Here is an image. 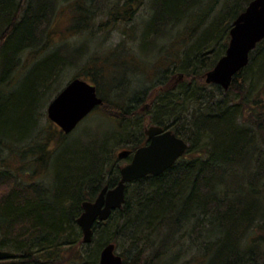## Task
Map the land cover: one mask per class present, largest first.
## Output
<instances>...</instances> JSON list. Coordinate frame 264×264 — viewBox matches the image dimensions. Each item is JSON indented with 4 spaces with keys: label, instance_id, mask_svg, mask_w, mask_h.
Segmentation results:
<instances>
[{
    "label": "trees",
    "instance_id": "trees-1",
    "mask_svg": "<svg viewBox=\"0 0 264 264\" xmlns=\"http://www.w3.org/2000/svg\"><path fill=\"white\" fill-rule=\"evenodd\" d=\"M117 1L110 7L113 25H134L146 0ZM251 1L225 0L215 15L221 0H151L143 42L150 41L154 55L170 50L172 37L205 41L190 51L183 48L178 75L183 81L167 84L144 113L189 146L162 174L128 183L123 207L96 222L85 243L77 222L82 203L120 179L122 162L114 147L135 151L148 142L138 110L145 92L119 105L103 91L117 96L132 90L126 69L148 74L150 67L137 60L132 46L122 52L115 46L111 54L98 40L108 21L97 28L96 22L112 5L109 0H0V248L17 254L0 264H99L104 245L115 243L118 250L126 241L120 252L125 264H264V39L228 89L206 82L226 51L235 19ZM65 8L77 47L57 42L51 33ZM131 41L138 44L134 30ZM26 56L32 61L21 72ZM109 62L115 67L111 74L104 67ZM71 68H78L72 79L96 85L103 98L96 108L111 110L120 138L115 132L91 135L78 145L70 134L41 128L44 108ZM12 71L20 75L17 82L9 78ZM16 160L22 167L11 169ZM30 171L34 176L46 171L43 177L50 174L52 180L27 181L21 174ZM191 252L198 258L180 260Z\"/></svg>",
    "mask_w": 264,
    "mask_h": 264
},
{
    "label": "water",
    "instance_id": "water-1",
    "mask_svg": "<svg viewBox=\"0 0 264 264\" xmlns=\"http://www.w3.org/2000/svg\"><path fill=\"white\" fill-rule=\"evenodd\" d=\"M264 39V0H252L235 19L230 29V41L225 54L214 68L206 73L207 83H216L228 89L233 77L250 62L251 52ZM103 103L97 87L86 79L74 78L50 101L47 114L65 134L71 133L78 124L98 105ZM148 142L135 151L125 149L118 153L120 159L132 154L130 162L120 169V179L112 187L106 185L94 200L82 203L83 211L77 219L83 232V240L90 243L96 222L107 220L114 210L126 202L127 185L147 175H160L182 157L188 141L170 128L152 124L145 129ZM14 251L0 248V260L13 259ZM99 264H125L116 251L115 243L103 246Z\"/></svg>",
    "mask_w": 264,
    "mask_h": 264
},
{
    "label": "rangeland",
    "instance_id": "rangeland-1",
    "mask_svg": "<svg viewBox=\"0 0 264 264\" xmlns=\"http://www.w3.org/2000/svg\"><path fill=\"white\" fill-rule=\"evenodd\" d=\"M23 1V0H22ZM122 0H120L121 2ZM225 0H221V4H219L218 9L215 13V15L224 7ZM109 2L112 4L111 6L106 7V12L104 14L99 16V22H96V28L99 27V24L103 21H108L107 26L103 29L98 30V40H103L105 42V48H107L106 53H114L111 52L114 50L115 46L120 48V45L122 46L121 52L126 49V51L129 50V47L132 46V54L137 56V60L141 62V64H147L149 65L150 69L145 67L146 72L148 74H145L142 72V70L135 68V66H132V69L129 70L126 69L125 77H127L130 82L128 81V87L130 89L128 92H122L123 94L117 95L116 93L112 92L111 89L107 90L105 89L103 92L108 95L109 99H111L114 103H118L119 105H127V103L132 102V93H140L145 92V100L140 102L138 105V110L142 112V116L144 115V122H143V128L145 129L152 125L150 122V116L146 115V113L150 109V104L152 102L153 97L158 94V92L161 91L167 84L171 83L174 85H179L180 82L183 81V74L181 77L178 78L179 72V64L183 61L182 56H184L183 48H185L186 51H190L191 48L196 47L197 45H205V41L201 44L202 40H198L200 36L195 37L194 39H188L186 42L181 41L180 38H174L172 37V45L168 47V51H165L162 54L154 55L156 54V51L149 49L150 41L146 43L143 42V31L146 26V23L149 21L151 15H152V2L151 0H146L144 5L138 10L136 15V22L135 26L132 24L127 25H113V22L110 18V7L115 6V4L118 2L117 0H109ZM120 4H123L120 3ZM123 8V6H121ZM220 9V10H219ZM215 15L211 18V21L209 23V27H211V24L213 21H215ZM102 19V20H101ZM99 23V24H98ZM53 30L51 31L52 35H54L55 40L58 39L57 42H68L69 44H72L73 47H77L80 44V41L78 42L75 40L76 38L73 36V33H69L67 28L70 25V20L68 19V12L63 10V12H59V15L57 17V20L53 23ZM124 28H121V27ZM134 26V27H133ZM124 30H127V32L131 35H126V37L123 38ZM132 30L135 31L136 39L138 41V44L135 42L132 43ZM201 35V34H199ZM126 39V40H125ZM140 39V42H139ZM226 40V39H225ZM82 41V40H81ZM165 41V40H164ZM162 41V43L164 42ZM223 41V40H222ZM168 42V41H167ZM144 43V44H143ZM85 46V45H84ZM146 47V48H145ZM151 47V45H150ZM87 46L84 48L86 49ZM120 48V49H121ZM144 48V49H142ZM148 48V49H147ZM147 49V50H146ZM110 50V51H108ZM124 51V52H126ZM123 52V54H124ZM104 55V53H102ZM127 58V56H126ZM32 61V58L26 56V58L23 57L22 62L24 63V66H22L21 72L25 70L28 66V63ZM83 63V60L80 61V64ZM175 63L176 66H173ZM250 63V62H249ZM21 64V63H20ZM113 63L109 62L104 65V67H107L106 73L111 74L112 71H115ZM26 65V66H25ZM126 65V63H125ZM170 65V68H169ZM75 67V66H74ZM245 68V67H244ZM174 69V70H173ZM78 73V68H71L68 71L65 72L63 75V86L62 89L66 86V84L75 76V74ZM149 77H148V76ZM12 76V77H11ZM20 75L18 72L10 74V77L14 82L18 81V78ZM105 87L107 88L108 85L106 84ZM56 96V95H55ZM47 108L48 105L44 108V111L46 113V117H42V120L40 121L41 128L45 129V131H48L51 129L53 130H61V128L54 123L52 120L49 119L47 114ZM129 108V107H128ZM110 109V108H109ZM132 110V108H130ZM111 110L106 109L105 107H98L94 109L83 121L79 123V125L70 133L69 140L72 139L73 143L76 142L78 145H85L89 141V137L91 139V135H97L99 137H102L103 135H106L108 133L112 134L115 132L119 138L122 136V129L119 123L115 122L113 118L110 116L112 114ZM51 121V123L49 121ZM56 128V129H55ZM146 135V134H145ZM117 145V144H116ZM55 146V145H54ZM54 148V147H53ZM127 146L124 144H120L114 147L116 151V155L118 156V153L121 152L123 149H126ZM21 160V159H18ZM16 160V163H12L11 169L17 167H22L21 161ZM122 165H124L127 162V159H121ZM18 170V168H17ZM46 171L42 173V176H34L36 174H33L32 171L30 172H22L21 176L27 180H35L41 182V184H48L50 182L51 176L50 174L46 177H43L45 175ZM43 177V178H42ZM52 180V179H51ZM0 190H2V187L0 186ZM128 242H124L122 249L125 247L127 248ZM122 249H118L117 252H121ZM132 251V250H131ZM188 253V252H187ZM132 254V253H131ZM190 256L184 255L183 257L181 255L180 260H187L188 258H191V256L196 255L198 258V253H189ZM135 264H141L140 262H137ZM158 264H163V262H158ZM173 264H179V262L173 263ZM192 264H199L198 262L192 263ZM201 264V263H200Z\"/></svg>",
    "mask_w": 264,
    "mask_h": 264
},
{
    "label": "flooded vegetation",
    "instance_id": "flooded-vegetation-1",
    "mask_svg": "<svg viewBox=\"0 0 264 264\" xmlns=\"http://www.w3.org/2000/svg\"><path fill=\"white\" fill-rule=\"evenodd\" d=\"M131 161V160H130ZM130 161H128V162H130Z\"/></svg>",
    "mask_w": 264,
    "mask_h": 264
}]
</instances>
